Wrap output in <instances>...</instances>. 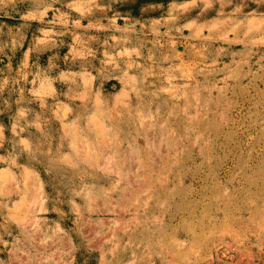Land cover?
Wrapping results in <instances>:
<instances>
[{"label": "rangeland", "instance_id": "rangeland-1", "mask_svg": "<svg viewBox=\"0 0 264 264\" xmlns=\"http://www.w3.org/2000/svg\"><path fill=\"white\" fill-rule=\"evenodd\" d=\"M0 264H264V0H0Z\"/></svg>", "mask_w": 264, "mask_h": 264}]
</instances>
